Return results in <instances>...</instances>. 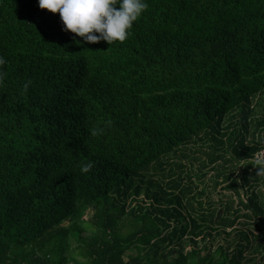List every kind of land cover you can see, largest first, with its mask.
Instances as JSON below:
<instances>
[{
    "label": "trees",
    "instance_id": "trees-1",
    "mask_svg": "<svg viewBox=\"0 0 264 264\" xmlns=\"http://www.w3.org/2000/svg\"><path fill=\"white\" fill-rule=\"evenodd\" d=\"M147 3L109 45L0 0V264H264V0Z\"/></svg>",
    "mask_w": 264,
    "mask_h": 264
},
{
    "label": "clouds",
    "instance_id": "clouds-1",
    "mask_svg": "<svg viewBox=\"0 0 264 264\" xmlns=\"http://www.w3.org/2000/svg\"><path fill=\"white\" fill-rule=\"evenodd\" d=\"M41 10L52 14L59 13L64 31L83 38L84 44H98L101 41L112 45L123 43L131 35L133 25L148 9L147 0H38ZM98 34V35H97ZM7 61L0 56V85L5 81L3 71ZM31 81L23 88L27 92ZM103 130L101 129L100 132ZM92 135H98L94 130ZM258 175L264 174V161L258 162ZM91 162L81 167L82 173H89Z\"/></svg>",
    "mask_w": 264,
    "mask_h": 264
},
{
    "label": "rangeland",
    "instance_id": "rangeland-1",
    "mask_svg": "<svg viewBox=\"0 0 264 264\" xmlns=\"http://www.w3.org/2000/svg\"><path fill=\"white\" fill-rule=\"evenodd\" d=\"M261 103H259L258 106H256L255 103H254V106H253L254 113L251 115V119L259 120L261 118H264V97L261 98ZM240 116H241L240 112L234 113L232 116L227 118L226 124L228 125V124L231 123V121L236 120V119H240ZM253 130H254V126L251 125L250 131L253 132ZM189 148L191 149V151H195V153L194 154L191 153V159L187 160V163H189V161L190 162H194L193 163L195 165L194 166V168H195L194 172L197 171L196 173H199L198 169H199V166H201V164H200L199 160H195V159L196 158L199 159V157L200 158H205V155L202 154L201 152H199V150L201 148H203L202 147V143H200L199 146H195L194 145V146H190ZM205 150H207V148ZM187 152H189V151H187ZM263 153H264V151L262 152V154ZM171 158H173V160H177L175 155H172ZM241 170H242L241 167H239L237 169L238 173H241ZM203 172H204L203 173L204 175L202 173H200V176L199 177H195L196 179L194 181H195V184L198 185V187H199L198 191L204 190L206 192V196L207 197H203L204 200H206V199L207 200H213L218 205L221 200L226 199L228 197V195L232 194V191L226 190V186L228 185L227 182L226 183H222L219 186L215 187V174H216V172L211 170V166H208V168L203 169ZM220 181L222 182V179H220ZM147 188H149L148 185H144V189H147ZM138 200L139 201H146L145 203H146L147 206L154 205V201H153L152 198H148L147 199L145 190L138 197ZM134 204L135 203H133L132 205H134ZM160 205H162L163 207H168L169 206V204L167 202H165V201L161 202ZM184 214H185V217H187V221H188L189 217H188L187 212L185 210H184ZM90 216H91V213L89 212L87 214V216H86V219L90 218ZM66 225H68V224H66ZM67 227H69V225ZM228 239L230 241V240L233 239V237L231 236ZM208 242L211 243L208 240V241L204 242L203 244L201 243V245H204V244H206ZM220 243L223 244V241L215 242L214 244H212V248L215 250L219 246ZM77 245L78 244L76 242L75 243L73 242L71 248L75 249L77 247ZM189 249L190 248H188V250ZM133 254H136V252H134ZM68 264H75V263L72 262V261H69Z\"/></svg>",
    "mask_w": 264,
    "mask_h": 264
},
{
    "label": "built area",
    "instance_id": "built-area-1",
    "mask_svg": "<svg viewBox=\"0 0 264 264\" xmlns=\"http://www.w3.org/2000/svg\"><path fill=\"white\" fill-rule=\"evenodd\" d=\"M263 156H264V153H263V154H261V158H263Z\"/></svg>",
    "mask_w": 264,
    "mask_h": 264
}]
</instances>
